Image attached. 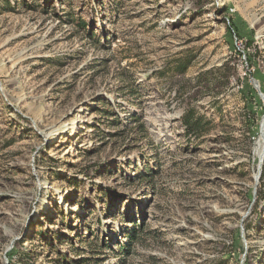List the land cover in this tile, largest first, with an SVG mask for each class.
<instances>
[{
  "label": "rangeland",
  "instance_id": "1",
  "mask_svg": "<svg viewBox=\"0 0 264 264\" xmlns=\"http://www.w3.org/2000/svg\"><path fill=\"white\" fill-rule=\"evenodd\" d=\"M263 116L264 0H0V264H264Z\"/></svg>",
  "mask_w": 264,
  "mask_h": 264
},
{
  "label": "trees",
  "instance_id": "2",
  "mask_svg": "<svg viewBox=\"0 0 264 264\" xmlns=\"http://www.w3.org/2000/svg\"><path fill=\"white\" fill-rule=\"evenodd\" d=\"M229 21H230V26H232L233 27V25H232V23H231V19L229 18ZM229 26H227V28H228ZM235 29V28H234ZM185 68H186V64H182V66H181V68H180V72H184L185 71ZM192 116H189V115H186L185 117H184V123L186 124V126H195V125H197V120L196 119H192L191 118ZM263 171H264V167L262 168V173H263ZM256 194L258 195V197H259V194H260V192H256ZM257 197V198H258ZM137 228H132V229H130L129 230V232L127 233V236H126V243H124V244H122V245H120L119 246V249L120 250H124V251H127L128 250V248H129V246L133 243V242H135V240L137 239V236H138V234H137Z\"/></svg>",
  "mask_w": 264,
  "mask_h": 264
},
{
  "label": "water",
  "instance_id": "3",
  "mask_svg": "<svg viewBox=\"0 0 264 264\" xmlns=\"http://www.w3.org/2000/svg\"><path fill=\"white\" fill-rule=\"evenodd\" d=\"M263 120H264V116L262 117V120H261V123H260V127H259L260 131H261V128H262ZM262 137H263V140H264V135H262L261 138ZM263 154H264V142H262L261 149H260V151L258 153L257 175H258V173L260 171V165H261V162H262Z\"/></svg>",
  "mask_w": 264,
  "mask_h": 264
},
{
  "label": "bare ground",
  "instance_id": "4",
  "mask_svg": "<svg viewBox=\"0 0 264 264\" xmlns=\"http://www.w3.org/2000/svg\"><path fill=\"white\" fill-rule=\"evenodd\" d=\"M263 135V132H261V136ZM262 142H264V140H263V137L262 138H260V140H259V142H258V152L257 153H259V151H260V149H261V146H262Z\"/></svg>",
  "mask_w": 264,
  "mask_h": 264
}]
</instances>
